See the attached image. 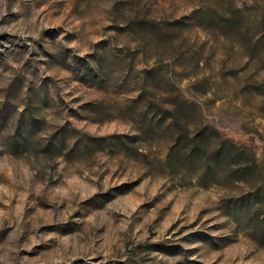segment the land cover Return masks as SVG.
Masks as SVG:
<instances>
[{"label":"rangeland","instance_id":"obj_1","mask_svg":"<svg viewBox=\"0 0 264 264\" xmlns=\"http://www.w3.org/2000/svg\"><path fill=\"white\" fill-rule=\"evenodd\" d=\"M230 2L255 7L245 15L254 31L264 0ZM199 4L0 0V264H264L255 230L264 206V53L249 64L233 40L197 28L176 31L157 51L123 31L139 14L166 28ZM150 69L251 163L246 182L216 161L208 177L199 163L172 167L163 129L133 145L171 102L164 84L155 108L139 99Z\"/></svg>","mask_w":264,"mask_h":264},{"label":"trees","instance_id":"obj_2","mask_svg":"<svg viewBox=\"0 0 264 264\" xmlns=\"http://www.w3.org/2000/svg\"><path fill=\"white\" fill-rule=\"evenodd\" d=\"M198 1L199 6L190 15L166 22V28H162L161 24L151 18V15L145 14L141 17L139 14L126 21L123 31L139 35L142 42L147 41V45L157 51L165 50V44L170 41V37L176 31L183 33L197 28L206 32L210 39L221 35L223 38L233 40L235 45L245 53L249 64L264 53V17H258L253 21L254 31L248 30L249 22L245 19L246 13L254 9V6L244 10L241 7H235L230 0H206L207 4H210L206 7L204 1ZM211 3L218 4L219 9ZM129 12L133 13V9L130 8ZM201 58L202 56L196 54L194 59L198 69H202L204 65ZM98 62L101 61L98 60ZM101 74L104 75V71L102 67H99L96 76L99 78ZM141 74L142 78L137 83L136 89L139 99L148 107L155 108L156 98L165 96L160 91V86L164 84L172 88L171 92L165 91L171 102L159 105V113L154 114L150 121L152 123L149 125L150 131L141 130L138 135L130 137L133 145L141 142L147 133L163 129L172 134L167 156L168 164L172 167L199 163L208 177L216 161L223 167L225 176L235 177L234 182H246L245 176L253 172L251 163L238 161L243 158V154L202 120V113L198 106L194 103L182 105L181 99L175 93L177 88L172 86L166 76H162L159 69L143 70ZM207 83H209L208 80ZM170 93L172 96L169 95ZM122 138L128 137L122 136ZM255 220L256 232L264 236V206L256 211Z\"/></svg>","mask_w":264,"mask_h":264}]
</instances>
